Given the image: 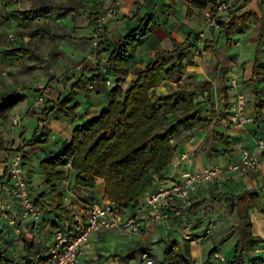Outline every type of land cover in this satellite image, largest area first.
<instances>
[{"label":"crops","instance_id":"crops-1","mask_svg":"<svg viewBox=\"0 0 264 264\" xmlns=\"http://www.w3.org/2000/svg\"><path fill=\"white\" fill-rule=\"evenodd\" d=\"M192 1L121 0L122 5L117 20L107 25L108 31L107 37H105L107 42L105 45H101L97 53L108 48L112 51L115 44L123 41L132 30L140 25V19L147 18L151 20L154 30L150 35L143 38L134 59L127 64V74L124 81H128L129 84L133 82L137 78L138 71L145 69L152 63L160 51H166L171 54L169 56L168 68L176 69L180 66L184 67L182 71L185 72L186 76L190 78L200 76V78H197L196 83L204 81L201 71L204 68L208 69V65L214 68L216 72L220 71L222 75H226L228 80L233 75H239L240 86L237 91L229 89L230 83H227L229 89L228 97L230 99L228 111L232 112L235 109L237 94H245L249 97L247 113L254 120L246 126L230 125L227 122L220 123L222 126L219 128L220 131L216 133L227 139L231 148L229 152H224L220 144H217L216 149L207 148L208 130L212 124L202 130L197 128L191 132L183 133L177 140L179 149L171 166L163 174V178H160L157 174L154 175V186L150 191H156L180 180L185 171H201L211 167L225 169L221 182L219 184L209 183L199 185L192 191L188 203L177 201L164 206L162 211L167 213L169 217L162 222L153 221L151 210L146 205L145 194L139 204L123 214L124 218L129 216L139 217L143 223L142 232L140 234H133L114 230L93 234L84 246V256L80 264H99V262L102 264H147L148 261L159 264L163 260L165 244L160 242L163 239L179 241L182 244L186 243L187 239H194L191 242V253L196 264H221L222 262L226 264L234 255L235 245L240 239V233H236L220 249V252L215 257L211 258L210 252L239 225L238 215L232 211L234 202L231 196L244 192H257L261 194L264 188V151L259 147V141L264 138V76L254 75L256 61L259 62L260 68L264 69V0H206L207 4L205 8L194 6ZM40 2L65 4L63 0H10V3H5L4 9L12 16L7 22V27L0 28V42L4 39L9 41L7 39L9 36L22 37L25 35L30 30L31 25L14 11L18 9L30 10L35 4ZM102 2H105V0H102ZM221 2L233 5L232 9L220 14V21L223 24H228L236 15L242 16L246 13H255L257 15L256 19L252 18L247 23L248 27L249 23L255 21L254 30L258 35L256 37L257 40L252 37L253 34L250 35L251 39H253H248V33H244V31L228 35L223 26L219 31L207 26L206 12ZM2 6L3 1L0 0V10ZM190 9L192 10L191 15L189 14ZM91 11H80L65 16L51 15L38 19L35 22H48V19H58L60 17L73 18L75 14ZM44 27L49 28L47 25ZM52 27L51 25L50 29ZM68 29L74 32L72 36L76 39H92L96 30L92 24L78 25L74 21H70ZM203 31L206 34L205 38L209 40V45L212 46L211 48L216 47L218 51L217 56L212 57V54H208L209 56L204 59L199 58L203 43L199 42L197 35ZM42 37L44 36L40 38ZM85 42L82 44L83 42L70 40L67 48L62 45H55L54 49L50 50V52H66L67 62L74 64L59 65L58 68L61 72H58V74H72L79 75L80 77L82 75L90 77L93 74L92 71L96 67L94 69L92 67L88 69L84 67L83 71L75 69V63L85 59L93 50L94 40H87ZM22 43L29 44L25 41V38L13 43L9 42L4 51L0 49V55L3 52L2 55L9 61H23L24 59L8 57L6 54L8 48ZM32 47L35 48V46ZM39 52L50 60L49 55L43 54L41 51ZM191 56H194L195 62L197 61V67L192 66L191 68L188 66L187 60ZM108 57L109 54H104L100 58L102 74L103 70H105L104 67L109 69ZM31 60L35 64L36 61L34 59ZM47 69L45 67L42 70L45 71ZM89 70L91 71L88 72ZM49 72H55L54 68H51ZM107 73L110 75L108 77L114 78L116 82V77L112 75L110 70ZM78 78H73L65 84L59 83L55 85L58 88V96H55L56 98L54 99H47L50 101L47 112L42 114L29 113V100L27 97L23 103L7 113L5 118H0V178L8 170L9 161L14 150L22 147L25 156V169L34 199H36V195L45 193L47 196L46 203L52 206H56L54 202L57 200L51 192V187L45 183L44 172L41 168L42 162L57 156L63 151L67 144L72 141L75 129L89 120L98 117L111 101L110 91L112 89L106 87L101 93H98V89L95 90V87L91 88L93 84L87 82L89 88L94 90L90 93H87L85 90L78 91L76 103L79 107L76 110L77 118L75 120L63 116L57 109L52 111L56 103L71 92L74 81ZM190 82L193 83L195 81L191 79ZM167 83L168 81L164 79L163 83L156 88L158 94L170 93L159 92V90L167 87ZM218 88L214 83L212 93L217 91ZM16 113H22V115H28V117L20 127L11 128L8 122L11 123ZM47 114H49L48 120H46ZM39 126L51 131L46 144L40 146L25 145L24 140H31ZM9 138L17 140L18 143L12 145L9 143ZM245 152L255 154L262 162L261 168L256 172L229 171L228 168L232 164L239 162ZM59 170L65 171L68 176L67 180L56 182L55 184L60 192L64 194L65 206L70 211V215L60 221L53 213L42 208L43 215L45 219L50 218L51 220L48 226H59L57 230L63 229L68 233H75L86 220V211L91 204L109 201L106 198L105 181L101 178L97 179V186L94 189L78 187L76 186L77 171L68 167H62ZM6 178L8 182V175ZM2 183H5L4 180ZM37 188L44 191L38 193L36 191ZM9 189L10 186L7 183L6 192L2 191L0 197L9 198ZM195 202H201L202 204L196 211L192 213L186 212V209H190ZM73 210L78 213L81 211L82 213L78 216L75 214L74 216ZM47 214L49 215L47 216ZM251 215L254 225V235L264 239V213L252 210ZM217 233H219V236L216 239L215 234ZM51 240L55 242V234L52 239L46 236V242H50ZM138 246H147L149 255H145L141 260H132L129 263L122 260V255ZM35 248L36 252L39 253L40 249L38 248L40 247L35 246ZM257 250L261 251L258 252ZM256 254L264 258V245L255 250L254 255ZM100 255H103V257L100 258Z\"/></svg>","mask_w":264,"mask_h":264},{"label":"trees","instance_id":"trees-1","mask_svg":"<svg viewBox=\"0 0 264 264\" xmlns=\"http://www.w3.org/2000/svg\"><path fill=\"white\" fill-rule=\"evenodd\" d=\"M192 4L205 8L207 2L206 0H193ZM91 10L92 8L83 5L40 2L30 10L18 9L14 12L31 24L51 15L65 16ZM189 14H192L191 9ZM252 18L256 19L257 15L246 13L242 16H234L228 24H223L221 21L220 24L228 35H234L242 33ZM96 22L94 21L93 24ZM153 30L151 20L140 19V25L132 30L123 41L115 44L112 51L108 48L97 54L98 64L92 71L93 74L90 77L82 75L75 79L71 92L52 109V111L57 109L63 116L75 120L76 110L79 107L76 103L78 91L85 90L90 93L94 90L89 88L87 82L92 83L95 90L98 89V93L105 89L107 79L102 75L100 58L104 54H109V70L116 77L117 83L110 91L109 105L98 117L78 126L73 133L72 141L63 151L41 164L45 183L51 187L57 205L52 206L46 203L45 193L36 195L35 201L39 207L53 213L60 221L68 217L70 211L65 206L64 194L55 184L68 179L67 173L59 168L67 167L71 162L72 169L78 172L76 177L78 187L94 189L97 186V179H103L106 186V198L122 214H125L139 204L141 198L153 188L155 174L163 178V174L171 166L178 152V138L183 133L197 129L202 121V109L199 107L182 114L178 113L182 105L193 106L187 101V89L178 88L166 94H158L156 91V88L163 83L165 74L170 71L168 65L171 54L169 52L160 51L152 63L138 71L137 78L133 82L126 88L122 86L127 74V64L134 59L143 38L150 35ZM50 33L49 28L40 27L33 32V36L41 37ZM6 54L8 57H18L24 60L34 59L36 62L33 67L36 69L47 68L51 64L47 57L29 44L22 43L10 47ZM254 75L264 76V69L260 68L258 61H256ZM26 99V95L14 91L0 94V101H3L0 118H5L7 113ZM170 116H174V119L171 120ZM48 119L49 114L46 116V120ZM50 134V130L39 126L33 138L24 140V143L32 146L44 145ZM213 140L215 144L223 147L224 152L231 151L224 136L215 133ZM22 149L19 147L14 151L21 152ZM7 175L8 170L0 178V183ZM1 192L0 190V196ZM231 198L234 202L232 211L238 215L239 225L219 242L210 252V257H215L236 233H240L234 255L226 264H264V258L261 255H254L255 250L264 245V239L254 235L251 215L252 210L264 213V188L261 194L244 192L232 195ZM201 204V202H195L190 209H186V212L196 211ZM2 232L0 228V235ZM21 238L24 242L23 261L25 264L50 263L52 256H42L36 252L33 240L23 231ZM193 240L187 239L184 244L171 239L161 240L160 242H163L165 247L163 260L159 264H196L191 253ZM145 255H149L148 247L138 246L122 255V260L129 263L132 260H141ZM102 257L103 255H100V258ZM0 264L17 263L7 251H0ZM99 264L102 263L99 262Z\"/></svg>","mask_w":264,"mask_h":264},{"label":"rangeland","instance_id":"rangeland-1","mask_svg":"<svg viewBox=\"0 0 264 264\" xmlns=\"http://www.w3.org/2000/svg\"><path fill=\"white\" fill-rule=\"evenodd\" d=\"M3 6L0 10V28H6L8 20L11 19V16L7 10L4 9L5 3H10V0H2ZM63 3L67 5H84L89 6L93 9L91 12H83L79 14H75L72 17H60L58 19H48V22L43 21H37L31 23L30 30L25 33V41L29 43L31 46H35L39 51H41L43 54L49 55L51 63V66L47 67L48 69L43 71L42 69H36L33 67L34 62L33 60H15V61H9L7 58H5L1 52L0 55V94L6 93V92H18L20 94L26 95L28 97V109L29 113L33 112L42 114L48 111L50 101L47 99L56 98L55 96H58V88L57 84L62 83L65 84L66 82H69L73 78L80 77L79 75H72V74H58L60 73V69L58 68L61 64H69L74 65L72 62H67V54L63 51H51L53 50L55 45L57 46H65L67 48L68 43L70 40H77L78 42H83L82 44L86 43L87 40H94L93 44V50L88 54L85 59H83L80 62L75 63V69L77 71H83L84 67L87 69L89 67H92L93 69L96 67L98 58L96 54H98V50L101 47V45H105L107 42L105 40V37H107V25L110 24L113 21L117 20V17L119 15V10L122 5L121 0H105V2H102V0H63ZM115 8L116 13L113 15H109V11L111 9ZM4 9V10H3ZM206 16V15H205ZM105 17L106 21L102 23V25H99V20ZM70 21H74L78 25H94L95 31H94V37L92 39H76L72 36L74 32H72L70 29H68V24ZM94 21H97L96 24H93ZM52 22V23H51ZM254 22L252 21L249 23V26L244 30V33H248V39L252 40L258 35L255 33L254 30ZM51 23V24H50ZM206 24L207 19H206ZM48 26L49 29L51 28V25L53 26L50 34L44 35L42 38H37L33 36V32L37 30L40 27ZM99 26L103 28V32H99ZM209 27V26H208ZM74 30V29H73ZM217 30V29H215ZM220 30V29H219ZM217 30V31H219ZM204 32V31H203ZM201 33L199 32L197 35V38L199 42L203 43L202 46V52L199 54V58L204 59L208 54H212L214 56H217L218 51L216 47L211 48L209 44V40L207 38H200ZM251 34H253V38L251 39ZM22 37H16L9 36V41L4 39L0 42V49L4 51L5 47L8 45L9 42H17L21 39H24ZM15 37V38H14ZM206 37V36H205ZM18 38V39H17ZM201 40V41H200ZM13 41V42H12ZM8 42V43H7ZM73 43V41H71ZM109 46V45H108ZM231 47V46H230ZM64 57V59L61 60V58ZM184 58V56H183ZM209 61V60H208ZM188 66L192 68V66L197 67V61L195 62L194 56L189 57V60H187ZM92 65V66H90ZM59 69H57V68ZM208 69L204 68L201 71L202 79L204 80L201 83H196L197 78L200 76H197L196 78L188 77L186 76L185 72L181 69L176 68L175 70L170 69V71L165 74V80L168 81L167 87L163 88L162 90H159L160 93L164 92H173L178 88H184L187 89V101L188 103L193 104V106H186L182 105L179 114H182L187 111H191L192 109H195L196 107H199L202 109L201 113V123L199 124V129H205L206 126L211 125L209 127V135L207 136V148L211 147L216 149L217 144L213 143V135L217 131H220V127L222 126L221 122H227L230 125H237L231 120L232 112H229V102L230 99L228 97V90L231 89L227 87V83H230V78L228 80V77L226 75H222L220 71L216 72V70L210 65H208ZM51 68H54L53 73H50L49 71ZM105 70H103V77H106V86L108 89H113L116 86V82L114 78H110V76L107 72L109 69L107 67H104ZM89 70L88 72H90ZM198 75V74H196ZM235 76V75H233ZM111 80V84H108L107 81ZM194 80L195 82L191 83L190 80ZM214 83L219 88L217 91L213 92ZM123 87L126 88V86L129 84L128 81H124ZM171 84V85H170ZM55 92V93H53ZM227 95V96H226ZM43 96L45 98V106L37 107L36 101L38 97ZM52 102V101H51ZM22 114V113H21ZM24 116V115H23ZM28 115L24 116L25 122ZM171 120L174 119V116H170ZM12 121V120H11ZM11 126V123L8 122ZM23 125V124H22ZM238 126V125H237ZM20 127V126H18ZM12 128V126H11ZM12 130V129H11ZM9 143L12 145L18 143L17 140L13 138H9ZM11 145V146H12ZM23 153V151H21ZM18 153L17 151H14L13 155ZM12 155V156H13ZM4 182H7V178L4 179ZM38 193L43 192L44 190L36 189ZM50 194V192H49ZM6 199V198H5ZM9 199V198H7ZM57 205V201L54 202ZM73 206V205H72ZM40 211L42 214L41 220L36 222L34 220H27L23 219L22 217V208L19 205V203H16L15 210L11 213H7L6 215L0 214V228L2 229V233L0 235V251H7L10 255V257L15 261L17 264H25L23 261L24 258V242L21 238V232H25L27 236L33 240L35 246L40 247L39 254L43 256L51 255V250L54 245V242L52 240L50 242H46V236L49 238H53L55 231L59 228L54 226H48V223L51 221L49 219H45L43 215V210L41 207ZM74 216L75 214L80 215L82 212L78 213L77 211L73 210ZM49 214H47L48 216ZM215 238L217 239L219 236V233L215 234ZM50 243V244H49ZM221 264H224L222 262Z\"/></svg>","mask_w":264,"mask_h":264},{"label":"built area","instance_id":"built-area-1","mask_svg":"<svg viewBox=\"0 0 264 264\" xmlns=\"http://www.w3.org/2000/svg\"><path fill=\"white\" fill-rule=\"evenodd\" d=\"M233 8V5L226 2L218 3L211 10L206 12L208 26L212 29H221L220 14ZM115 8L109 11V15L115 14ZM106 21L105 17L99 20V25ZM99 32H103L101 26ZM205 32L200 38H205ZM111 80L107 81L111 84ZM240 86V76L235 75L230 78L231 90L237 91ZM91 85V88H94ZM45 98L38 97L36 106H45ZM249 97L245 94H237V104L233 110L231 120L239 126H246L253 122V118L248 115L247 107ZM24 116L16 113L11 121L12 128L21 126ZM259 147L264 151V138L259 141ZM24 154L18 152L11 156L8 165V190L9 199L0 197V214L6 215L15 210L16 203L22 208V217L36 222L41 220L42 214L39 206L32 195L30 182L27 177ZM262 166L260 159L250 152H245L239 162L232 164L228 170L231 172H256ZM67 167L72 169L70 162ZM225 174V169L211 167L201 171H185L181 179L170 183L156 191L146 193V205L151 210L154 222H162L168 219L169 215L162 211V208L170 203H188L192 191L199 185L215 183L219 184ZM7 183H0V190L6 192ZM143 229L142 220L137 216L123 217V214L115 207L111 201L95 202L86 211V220L75 233H68L59 229L55 233V242L51 250L52 260L49 264H80L84 256V246L90 237L103 231H121L133 234H140ZM260 252L261 250H257ZM147 264H154L148 261Z\"/></svg>","mask_w":264,"mask_h":264},{"label":"snow or ice","instance_id":"snow-or-ice-1","mask_svg":"<svg viewBox=\"0 0 264 264\" xmlns=\"http://www.w3.org/2000/svg\"><path fill=\"white\" fill-rule=\"evenodd\" d=\"M3 110V101H0V111Z\"/></svg>","mask_w":264,"mask_h":264}]
</instances>
